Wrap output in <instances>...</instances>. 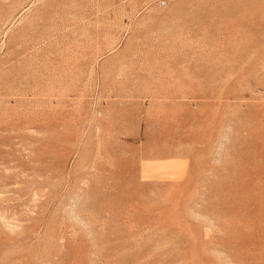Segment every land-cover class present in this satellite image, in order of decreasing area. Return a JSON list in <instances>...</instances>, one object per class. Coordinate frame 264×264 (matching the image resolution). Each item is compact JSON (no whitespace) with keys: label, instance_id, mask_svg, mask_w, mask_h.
<instances>
[{"label":"rangeland","instance_id":"374dc122","mask_svg":"<svg viewBox=\"0 0 264 264\" xmlns=\"http://www.w3.org/2000/svg\"><path fill=\"white\" fill-rule=\"evenodd\" d=\"M0 264H264V0H0Z\"/></svg>","mask_w":264,"mask_h":264}]
</instances>
